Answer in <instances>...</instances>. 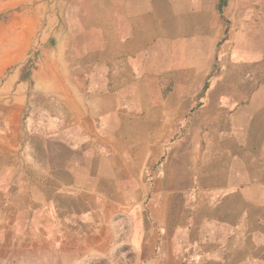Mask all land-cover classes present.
<instances>
[{"label": "crops", "instance_id": "obj_1", "mask_svg": "<svg viewBox=\"0 0 264 264\" xmlns=\"http://www.w3.org/2000/svg\"><path fill=\"white\" fill-rule=\"evenodd\" d=\"M119 217L144 264H264V0H0V241Z\"/></svg>", "mask_w": 264, "mask_h": 264}, {"label": "rangeland", "instance_id": "obj_2", "mask_svg": "<svg viewBox=\"0 0 264 264\" xmlns=\"http://www.w3.org/2000/svg\"><path fill=\"white\" fill-rule=\"evenodd\" d=\"M220 21L224 23L226 20L221 16ZM219 29L222 33L217 40L224 37V28L220 25ZM35 59L36 54L30 55L25 69L33 65ZM125 88L119 87L120 91ZM123 219L124 217H119L115 226L104 223L103 228L97 232L87 230L82 239L83 246H70L62 252L51 251L39 232L34 231V238L25 229L22 232V245H15L7 240L6 243L0 241V264H144L145 237L138 230L132 236L131 224Z\"/></svg>", "mask_w": 264, "mask_h": 264}]
</instances>
